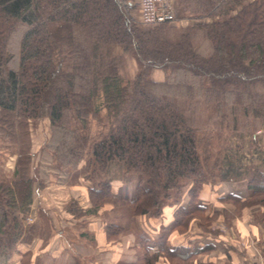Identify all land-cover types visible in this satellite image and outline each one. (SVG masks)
Segmentation results:
<instances>
[{
  "label": "trees",
  "instance_id": "trees-1",
  "mask_svg": "<svg viewBox=\"0 0 264 264\" xmlns=\"http://www.w3.org/2000/svg\"><path fill=\"white\" fill-rule=\"evenodd\" d=\"M134 8L131 0H0V140L15 152L20 120L48 118L55 166L83 162L93 203L87 213L111 203L126 205L133 217H159L177 206L156 245L137 233L144 261L129 264H156L160 256L190 264L210 248L170 247L167 239L196 215L205 229L220 215L205 214L199 203L205 184L246 179L249 197L227 200L260 204L264 214V168L225 144L213 162L210 154L216 136L223 142L247 132L256 140V123L264 122V0H177V22L149 27L137 22ZM19 24L26 28L11 67L8 44ZM113 45L128 47L133 78L120 74L123 58L110 54ZM155 69L185 76L156 80ZM92 120L100 126L94 137ZM113 167L120 175H110ZM36 179L16 170L0 180V264H9L24 235ZM115 179L133 182L135 197L114 195ZM187 188L189 201L178 206ZM105 228L113 237L126 226Z\"/></svg>",
  "mask_w": 264,
  "mask_h": 264
},
{
  "label": "crops",
  "instance_id": "crops-1",
  "mask_svg": "<svg viewBox=\"0 0 264 264\" xmlns=\"http://www.w3.org/2000/svg\"><path fill=\"white\" fill-rule=\"evenodd\" d=\"M262 155L264 157V153ZM76 180L66 182L64 192L55 190L60 194L68 193V198L61 199L63 202L60 203V208L48 205V201L44 202L49 194L45 183L35 187L31 205L34 222L27 225L9 264H129L134 261V255L126 251L127 243L121 241L118 244L108 237L105 222L98 216L101 213L99 211L87 213L86 209L89 207L83 203L84 199L71 197V194L78 190L82 195L87 194L91 185L83 177ZM111 190L118 197L128 199L135 197V184L124 183L119 179L111 182ZM232 193L237 194L242 200L247 199L249 197L247 180L205 184L200 191L199 203L209 211V214L220 212L218 218L225 219L224 215L235 211L233 202L226 198ZM188 201L187 188L178 206H185ZM74 205L81 208L82 212L80 210L75 212ZM257 207L259 210L260 206ZM176 208L177 206L166 207L163 215L159 217L139 215L124 220L129 223L134 221L139 230L151 238V244L156 245L153 239L159 236L162 227L172 220ZM195 219L190 220L185 231L174 230L167 239L170 247L210 248L192 258L190 264H264L262 243H257L256 224L253 220L247 218L239 231L238 227L234 231L229 229V234L234 236V240L228 242L218 236L209 235L208 232V235L196 233L201 230L195 229L197 226ZM158 261L157 264H167L166 259Z\"/></svg>",
  "mask_w": 264,
  "mask_h": 264
},
{
  "label": "rangeland",
  "instance_id": "rangeland-1",
  "mask_svg": "<svg viewBox=\"0 0 264 264\" xmlns=\"http://www.w3.org/2000/svg\"><path fill=\"white\" fill-rule=\"evenodd\" d=\"M131 1L135 6V8L133 9V14L137 22L140 23V0ZM176 5L177 0H175V6ZM187 21L188 20L183 19L181 21L179 20L178 23L186 25ZM174 22H177L176 18ZM171 23L173 24V22ZM140 24L145 27H149L142 23ZM25 28L26 27L23 24H19L12 32V35L10 37L8 48L9 51L13 54V58L10 62L11 67H17L18 65L20 41ZM109 51L111 55H120L123 58V61L120 64L119 68L120 74L126 79L133 78L137 73V64L134 57L130 54L128 47L126 45H113L109 47ZM168 74L170 75V80L176 79L180 77V75H182L183 77L185 76L184 73H171V71L165 72L162 69H155L152 72V77L156 80H164L165 77L168 76ZM90 122V130L92 136L94 137L100 126L95 120H92ZM256 127L258 128L255 132L257 135L256 140H252L251 134H248L247 132L243 134H239L238 132L229 133L228 135L226 134V137H223L224 139H222L223 142L218 141L216 136L212 141L210 147L212 162L216 158V153L226 145L230 146L229 150H232V152H237V154H240V152L245 153L246 157L244 162H247V164L258 165L259 167L264 168V160L263 157L260 156V154L264 153V122L261 123V125L256 123ZM18 130L20 134V144L15 152H13L14 149L3 145L2 141L0 140V180H10L11 178H13L16 170H19L21 176L35 177L37 178L36 180L39 181V184H36L35 187L37 185H43L45 183L46 189L49 191L48 197L44 199V202L46 203L48 201V205L60 208V203L63 202V200L61 199L68 198V193H63L65 191L63 190V188L66 185V182H69L70 180L77 181L76 179H80L81 177L87 180L84 177L85 174L83 172V162L77 167V169H73L72 167L66 169L55 166V160L52 157L53 150L49 147V145H47L49 144V142L54 141L50 139L54 133V128H52V126L49 124L48 118H42L40 120H20ZM110 172V175H120L119 169L117 167H113ZM129 183L134 185L133 182ZM58 189L63 190V192H61V194L59 192H56L55 190L58 191ZM71 197L84 199V204H86L88 207H93L89 189L88 193L85 195H82L80 190L74 191V194H71ZM108 204L111 203L102 204V207L98 210L101 213L98 215L100 219H102L105 224L108 222H121L126 226L125 229H121V231H119L118 234H115V236L108 237L112 240H115V243L118 244L121 243V241H123V243H127L125 245L126 251L134 255L133 262H143L144 253L143 249L140 247V242L137 237V233H139L140 230L134 221L129 223L124 220L126 218L128 220L133 217L131 209H129L126 205L112 204L109 206ZM257 206H260L259 210L257 209ZM233 208H235L234 213L225 215V219L218 218L219 216H214L213 218L208 220L206 229L200 224V217L198 215L194 216L192 219L196 218L195 222L197 225L195 226V229L201 230L200 232L196 233L202 235H208L209 233V235H213L216 237L218 236L228 242H232L234 240V236L229 234V229H232L234 231L235 228L238 227L239 231L240 226H242L245 223V220L248 218L255 222V230H257L255 234L258 238L257 243H261L264 238V220L261 221L260 218L262 215L264 217L262 206L260 204L238 206L233 203ZM205 214L209 215V211H206ZM32 222H34V217L30 211L25 219L26 226L28 224H31ZM157 237L158 236H155L153 240L157 239ZM130 244H132L133 246L131 247ZM162 259H166L167 264H187L182 259H168L165 258V256H162V258H159L158 260L162 261ZM157 263H159V261L156 262V264Z\"/></svg>",
  "mask_w": 264,
  "mask_h": 264
},
{
  "label": "built area",
  "instance_id": "built-area-1",
  "mask_svg": "<svg viewBox=\"0 0 264 264\" xmlns=\"http://www.w3.org/2000/svg\"><path fill=\"white\" fill-rule=\"evenodd\" d=\"M175 0H140L139 22L152 26L163 22L174 21Z\"/></svg>",
  "mask_w": 264,
  "mask_h": 264
}]
</instances>
